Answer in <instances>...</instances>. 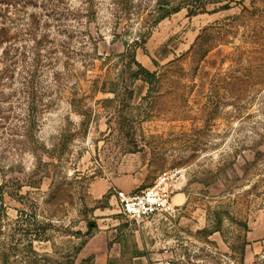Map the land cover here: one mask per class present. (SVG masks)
<instances>
[{
  "label": "rangeland",
  "instance_id": "374dc122",
  "mask_svg": "<svg viewBox=\"0 0 264 264\" xmlns=\"http://www.w3.org/2000/svg\"><path fill=\"white\" fill-rule=\"evenodd\" d=\"M227 1L0 0V191L17 242L38 219L54 264H264V0ZM166 169L187 196L176 214L126 217L117 191Z\"/></svg>",
  "mask_w": 264,
  "mask_h": 264
},
{
  "label": "trees",
  "instance_id": "16d2710c",
  "mask_svg": "<svg viewBox=\"0 0 264 264\" xmlns=\"http://www.w3.org/2000/svg\"><path fill=\"white\" fill-rule=\"evenodd\" d=\"M217 1V0H216ZM219 1V0H218ZM232 0H228L227 3L224 5L225 7L230 6ZM165 7L166 4H168L169 0H162ZM126 4V3H124ZM183 8V5L181 3H178L175 5L172 9L168 10V12H177ZM207 5L204 2L199 3L195 7H192L189 9V14H197L201 12L202 10L206 9ZM168 14V13H167ZM166 16V15H164ZM3 29V28H2ZM134 62L137 64L136 69H131L132 76L134 78L142 79L146 82H148L151 85H154L157 81V74L155 71L150 70L145 65H143L141 62H139L136 59L135 55V49H129L128 52ZM2 187H0L1 189ZM23 214H26L25 211L21 212V218L23 217ZM36 216V215H35ZM8 218V214L5 209L4 201H3V193L0 191V263L1 264H54V263H60L59 260L54 259L52 256H50L48 253H42L37 250L35 246L36 241H44L46 240L45 235V227L47 224L41 223L40 220L35 219L36 224L38 223L39 226L43 230H38L37 233H32L31 228L28 227L29 225H26L23 229V233H21V237H18L20 241L17 242V227H12L11 223H9V228L6 230L4 219ZM30 221V220H29ZM17 223V220L14 222ZM30 223V222H29ZM33 223V222H32ZM37 224V225H38ZM94 226H96V223H89V227L92 229ZM210 233H213L215 231H220V225L211 227L209 229ZM2 237H4L2 239ZM11 237V239L9 238ZM247 245V241H245L244 245H242V253L244 254L245 248ZM90 258L83 259V261L80 264H88ZM61 264H78L74 259L69 258L66 262H62Z\"/></svg>",
  "mask_w": 264,
  "mask_h": 264
},
{
  "label": "built area",
  "instance_id": "2783aa9c",
  "mask_svg": "<svg viewBox=\"0 0 264 264\" xmlns=\"http://www.w3.org/2000/svg\"><path fill=\"white\" fill-rule=\"evenodd\" d=\"M180 177L179 169H166L161 171L150 185L136 192L119 189L117 197L122 213L135 221L155 215H175L177 205L173 202V196ZM166 263L171 262L167 260Z\"/></svg>",
  "mask_w": 264,
  "mask_h": 264
},
{
  "label": "crops",
  "instance_id": "0c3cea01",
  "mask_svg": "<svg viewBox=\"0 0 264 264\" xmlns=\"http://www.w3.org/2000/svg\"><path fill=\"white\" fill-rule=\"evenodd\" d=\"M187 200V196L181 192V191H177L175 192L174 196H173V202L179 206V204L184 203Z\"/></svg>",
  "mask_w": 264,
  "mask_h": 264
}]
</instances>
